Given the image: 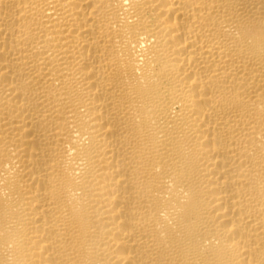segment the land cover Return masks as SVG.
Segmentation results:
<instances>
[{"label":"bare ground","instance_id":"bare-ground-1","mask_svg":"<svg viewBox=\"0 0 264 264\" xmlns=\"http://www.w3.org/2000/svg\"><path fill=\"white\" fill-rule=\"evenodd\" d=\"M0 264H264V0H0Z\"/></svg>","mask_w":264,"mask_h":264}]
</instances>
